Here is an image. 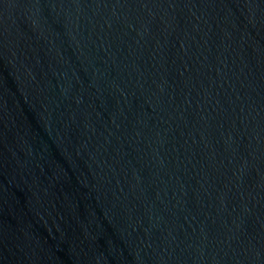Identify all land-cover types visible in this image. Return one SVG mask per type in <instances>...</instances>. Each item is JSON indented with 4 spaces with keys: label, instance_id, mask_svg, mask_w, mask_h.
Masks as SVG:
<instances>
[{
    "label": "water",
    "instance_id": "obj_1",
    "mask_svg": "<svg viewBox=\"0 0 264 264\" xmlns=\"http://www.w3.org/2000/svg\"><path fill=\"white\" fill-rule=\"evenodd\" d=\"M0 264H264V0H0Z\"/></svg>",
    "mask_w": 264,
    "mask_h": 264
}]
</instances>
